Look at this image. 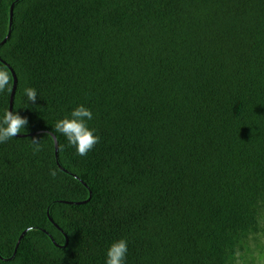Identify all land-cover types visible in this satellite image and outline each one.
<instances>
[{
	"label": "trees",
	"instance_id": "16d2710c",
	"mask_svg": "<svg viewBox=\"0 0 264 264\" xmlns=\"http://www.w3.org/2000/svg\"><path fill=\"white\" fill-rule=\"evenodd\" d=\"M0 67V264H264V0H0Z\"/></svg>",
	"mask_w": 264,
	"mask_h": 264
},
{
	"label": "clouds",
	"instance_id": "9594fccd",
	"mask_svg": "<svg viewBox=\"0 0 264 264\" xmlns=\"http://www.w3.org/2000/svg\"><path fill=\"white\" fill-rule=\"evenodd\" d=\"M11 92V74L7 67H0V95ZM25 95L31 105H35L40 98L38 91L32 87L25 89ZM93 120L94 113L91 108L81 104L56 122L55 131L66 138L67 145L75 149L78 156L86 157L101 140L96 130L90 127L89 122ZM28 124V119L18 111L5 110L0 114V144L17 139L19 134L26 131ZM32 142L39 151L41 142ZM51 175L55 178L56 171L51 170ZM129 251V241L126 238L113 241L107 249L104 264H128Z\"/></svg>",
	"mask_w": 264,
	"mask_h": 264
},
{
	"label": "water",
	"instance_id": "95a60500",
	"mask_svg": "<svg viewBox=\"0 0 264 264\" xmlns=\"http://www.w3.org/2000/svg\"><path fill=\"white\" fill-rule=\"evenodd\" d=\"M12 11H11V25L13 24V14H14V6L12 7ZM11 35V32L9 34V36L7 37V39L10 37ZM7 39L4 41V43L7 41ZM14 78H15V84H14V89H13V92H12V97H11V104H10V110H13L14 108V101H15V94H16V88H17V77L16 75L14 74ZM56 150H58V144L56 143ZM57 155H58V151H57Z\"/></svg>",
	"mask_w": 264,
	"mask_h": 264
}]
</instances>
